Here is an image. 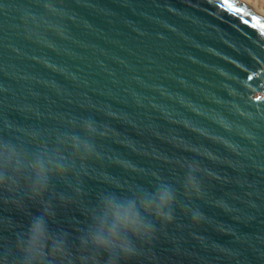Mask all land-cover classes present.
<instances>
[{
	"label": "water",
	"instance_id": "obj_1",
	"mask_svg": "<svg viewBox=\"0 0 264 264\" xmlns=\"http://www.w3.org/2000/svg\"><path fill=\"white\" fill-rule=\"evenodd\" d=\"M0 264H264V15L0 0Z\"/></svg>",
	"mask_w": 264,
	"mask_h": 264
},
{
	"label": "bare ground",
	"instance_id": "obj_2",
	"mask_svg": "<svg viewBox=\"0 0 264 264\" xmlns=\"http://www.w3.org/2000/svg\"><path fill=\"white\" fill-rule=\"evenodd\" d=\"M239 2H244L248 4L254 10L259 11L264 15V0H238Z\"/></svg>",
	"mask_w": 264,
	"mask_h": 264
}]
</instances>
